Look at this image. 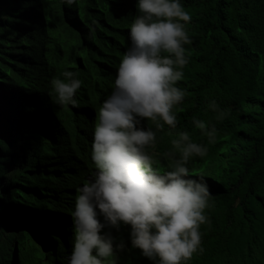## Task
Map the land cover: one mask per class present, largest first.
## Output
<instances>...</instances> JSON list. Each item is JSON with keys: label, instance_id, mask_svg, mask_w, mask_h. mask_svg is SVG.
Here are the masks:
<instances>
[{"label": "trees", "instance_id": "16d2710c", "mask_svg": "<svg viewBox=\"0 0 264 264\" xmlns=\"http://www.w3.org/2000/svg\"><path fill=\"white\" fill-rule=\"evenodd\" d=\"M135 2L0 0V230L16 232L11 260L0 264H23L18 248L25 236L46 247L48 262L67 264L76 190L94 170V109L129 47ZM182 4L192 17V44L177 82L189 93L178 130L205 142L191 125L194 116L218 130L208 155L189 163L190 178L203 176L212 195L211 227L201 226L205 251L189 264H264V0ZM63 31L78 40L74 66L65 64ZM65 68L83 81L77 107L56 106L47 95L50 79ZM212 99L230 110L223 121L206 111ZM169 139L158 134L159 155ZM119 255L120 264H149L138 250Z\"/></svg>", "mask_w": 264, "mask_h": 264}, {"label": "clouds", "instance_id": "9594fccd", "mask_svg": "<svg viewBox=\"0 0 264 264\" xmlns=\"http://www.w3.org/2000/svg\"><path fill=\"white\" fill-rule=\"evenodd\" d=\"M63 2L71 6L76 0ZM134 7L129 47L110 93L94 109L89 153L94 170L76 190L67 264H120L126 250H138L149 264H189L205 251L201 226L211 227L212 195L203 176L190 178L189 163L208 155L218 130L195 116L191 125L205 142L178 130L189 93L177 82L191 60L186 46L192 44L187 29L192 17L182 0H136ZM82 84L78 72L65 68L50 79L47 95L56 106L77 107ZM206 111L216 121L230 114L215 99ZM158 134L170 138L162 156Z\"/></svg>", "mask_w": 264, "mask_h": 264}, {"label": "rangeland", "instance_id": "374dc122", "mask_svg": "<svg viewBox=\"0 0 264 264\" xmlns=\"http://www.w3.org/2000/svg\"><path fill=\"white\" fill-rule=\"evenodd\" d=\"M61 29H62L61 26L57 24V26L54 29V32L57 34L61 32ZM62 35L64 39L63 44L64 43L66 44V47L64 49L65 64L69 66L70 65L74 66V62H73L74 60L72 57L76 53L78 40L72 34L70 33L67 34L64 31L62 32ZM7 43L9 45L12 44L11 42H7ZM8 59L10 61L14 60L12 58H8ZM2 67H7V66L2 64ZM89 68L92 69L91 67ZM15 233H16L15 231H11V230L9 231L4 227L0 230V263L11 260V253H12L11 248H12V244L14 243ZM23 241H24L23 245L18 248V254H20L21 257L24 258L23 264H51L50 262H48L42 248H39V246L36 245L35 242L31 240V238L25 236Z\"/></svg>", "mask_w": 264, "mask_h": 264}]
</instances>
